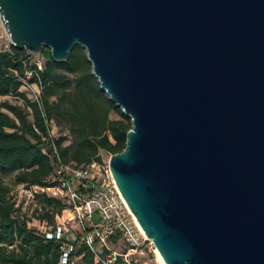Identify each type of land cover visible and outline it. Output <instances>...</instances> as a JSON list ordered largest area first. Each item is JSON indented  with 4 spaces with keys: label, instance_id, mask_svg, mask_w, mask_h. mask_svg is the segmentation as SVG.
<instances>
[{
    "label": "water",
    "instance_id": "obj_1",
    "mask_svg": "<svg viewBox=\"0 0 264 264\" xmlns=\"http://www.w3.org/2000/svg\"><path fill=\"white\" fill-rule=\"evenodd\" d=\"M9 43L84 49L130 118L113 180L164 264H264V0H0Z\"/></svg>",
    "mask_w": 264,
    "mask_h": 264
},
{
    "label": "trees",
    "instance_id": "obj_2",
    "mask_svg": "<svg viewBox=\"0 0 264 264\" xmlns=\"http://www.w3.org/2000/svg\"><path fill=\"white\" fill-rule=\"evenodd\" d=\"M41 55L44 63L39 69L30 64V54L24 50L10 45L9 53L0 52V96L13 95L22 100V105H0V175L15 173L20 185L48 188L53 186L47 182L53 170L49 157L52 144L63 163L80 166L99 162L103 160L100 152L110 156L124 149L131 121L101 91L83 48L75 46L65 62L53 61L46 48ZM27 72H31L27 81L40 87L37 99L29 100L19 91ZM111 111L119 119H110ZM53 121L58 125L66 122L68 145H64L66 136H50ZM36 200L60 211L65 208L61 199L45 192L36 194ZM54 216L47 210L40 219L52 225ZM78 254H82L83 264H94L87 247L80 248ZM59 255L58 242L45 241L27 226L10 189L0 178V264H58Z\"/></svg>",
    "mask_w": 264,
    "mask_h": 264
},
{
    "label": "built area",
    "instance_id": "obj_3",
    "mask_svg": "<svg viewBox=\"0 0 264 264\" xmlns=\"http://www.w3.org/2000/svg\"><path fill=\"white\" fill-rule=\"evenodd\" d=\"M37 67L41 69L40 65ZM30 76L31 72H27L25 78ZM34 85L39 93L40 87ZM33 130L40 135L37 128ZM49 134L52 137L51 125ZM51 149L49 157L53 170L47 182L53 186L21 185L19 196L31 203L36 194H49V191L59 189V199L66 206L62 211L64 215L50 226L42 221L43 227L37 230L45 241L60 244L58 264H83L82 254H78L82 247L90 251L94 264H149L142 258L145 255L143 249L155 253V247L122 198L108 160L78 166L63 163L53 144ZM42 152L47 154L45 148Z\"/></svg>",
    "mask_w": 264,
    "mask_h": 264
},
{
    "label": "rangeland",
    "instance_id": "obj_4",
    "mask_svg": "<svg viewBox=\"0 0 264 264\" xmlns=\"http://www.w3.org/2000/svg\"><path fill=\"white\" fill-rule=\"evenodd\" d=\"M9 38H7L4 29L2 25L0 24V52H8L9 53ZM29 62L30 64H35V65H40L41 67L43 66L44 59L41 55V52L37 54H30L29 56ZM19 91L21 94L23 93L29 100L34 99L35 96H39L40 92H37V89L34 85V83H29L27 79L24 77L22 79V84L21 87L19 88ZM4 102L10 103V104H16V105H22V100L13 95H8L6 96H0V105ZM2 111H4L2 109ZM109 118L114 120V119H119V116L117 115L116 112L111 111L109 113ZM67 126L66 122H62L61 125H58L55 121L51 123V133L53 138H59L62 136H66L67 140L64 142V145H68L70 142V136L67 131ZM100 156L103 159V161H106L109 159V155L105 152H100ZM1 182L3 183V186L5 185L10 189V195L16 200V204L20 207L21 209V214L24 218V220L27 223V226L30 229H33L35 231L40 230L43 227V222L40 219L41 214L43 212H47V210L51 213H53L54 220L53 223H57L59 221V218L61 215H64L62 211H60L59 207L52 206V207H47V205H44L40 200H36L34 202H28L21 198L19 196V191L20 188L22 187L19 183L15 181V173H7V174H1L0 175ZM49 194L56 197V198H61L59 189L57 190H51L49 191ZM66 207V206H64ZM57 215V216H56ZM47 225H44V228H46ZM50 226V224H48ZM148 249H143V252L145 253L144 256H142L143 260L148 262L149 264H161L156 252H147Z\"/></svg>",
    "mask_w": 264,
    "mask_h": 264
},
{
    "label": "bare ground",
    "instance_id": "obj_5",
    "mask_svg": "<svg viewBox=\"0 0 264 264\" xmlns=\"http://www.w3.org/2000/svg\"><path fill=\"white\" fill-rule=\"evenodd\" d=\"M156 252V255H157V257H158V259H159V261H160V263L161 264H164L163 262H162V259H161V257L159 256V254L157 253V251H155Z\"/></svg>",
    "mask_w": 264,
    "mask_h": 264
}]
</instances>
